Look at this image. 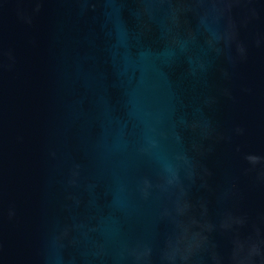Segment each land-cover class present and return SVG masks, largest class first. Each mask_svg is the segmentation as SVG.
Returning a JSON list of instances; mask_svg holds the SVG:
<instances>
[{"label":"water","instance_id":"water-1","mask_svg":"<svg viewBox=\"0 0 264 264\" xmlns=\"http://www.w3.org/2000/svg\"><path fill=\"white\" fill-rule=\"evenodd\" d=\"M0 264H264V0H0Z\"/></svg>","mask_w":264,"mask_h":264}]
</instances>
